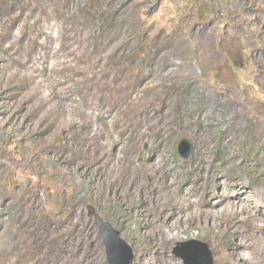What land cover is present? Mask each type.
Listing matches in <instances>:
<instances>
[{
	"label": "rangeland",
	"instance_id": "1",
	"mask_svg": "<svg viewBox=\"0 0 264 264\" xmlns=\"http://www.w3.org/2000/svg\"><path fill=\"white\" fill-rule=\"evenodd\" d=\"M88 205L131 264H233L236 217L264 264V0H0V264H108Z\"/></svg>",
	"mask_w": 264,
	"mask_h": 264
},
{
	"label": "water",
	"instance_id": "2",
	"mask_svg": "<svg viewBox=\"0 0 264 264\" xmlns=\"http://www.w3.org/2000/svg\"><path fill=\"white\" fill-rule=\"evenodd\" d=\"M190 140L181 134L177 143L178 153L187 158L190 155ZM88 215L93 217L95 224L101 234V238L105 247L106 260L108 264H131L133 252L129 244L120 237L119 231L111 224L110 221L104 220L96 211L93 205L87 206ZM201 251V255L204 256V264H212L211 251L208 245L200 240H192ZM196 247V249H197ZM198 250V249H197ZM188 263V260L185 259Z\"/></svg>",
	"mask_w": 264,
	"mask_h": 264
},
{
	"label": "bare ground",
	"instance_id": "3",
	"mask_svg": "<svg viewBox=\"0 0 264 264\" xmlns=\"http://www.w3.org/2000/svg\"><path fill=\"white\" fill-rule=\"evenodd\" d=\"M238 190L236 191L235 189V186L233 185L232 188H230L226 193V196L225 197H228V196H232L233 194L237 193ZM256 195V194H255ZM254 196V195H253ZM224 199H227L228 200V203L230 204V207H231V211L228 213L229 215L231 214H234L235 212L237 213V210L236 209H233L234 205L236 204L235 203V200L234 199H231V198H218L215 202L216 203H219L221 202L222 200ZM232 200V201H231ZM151 213V212H150ZM240 221H242L240 218L236 217L235 218V221H234V229H235V232L237 234V236H239V238L237 239L236 241V245H235V249L236 251L233 252L231 251V249H227V255L229 256L230 260L233 262V264H244V261H243V253H242V249L244 245H246L245 241L247 242V239L244 241L241 236H240V232H241V228L239 227V223ZM249 222V221H248ZM255 223V222H254ZM241 224V223H240ZM241 229V230H240ZM243 232V231H242ZM241 232V233H242ZM243 234V233H242ZM241 234V235H242ZM244 238V237H243ZM250 243V242H249ZM254 244V243H253ZM245 248V247H244ZM258 248V247H257ZM254 249V248H253ZM157 250V246H154L153 244V251L152 253H154L155 251ZM251 251V250H250ZM253 251V250H252ZM258 252V251H256ZM254 253V252H252ZM264 253V252H263ZM259 254V253H258ZM258 258V257H257ZM155 264H171L170 262L168 261H162V260H159L157 259L156 260V263Z\"/></svg>",
	"mask_w": 264,
	"mask_h": 264
}]
</instances>
